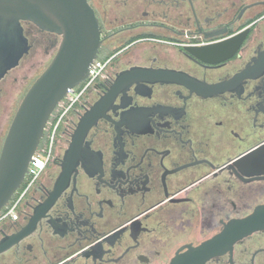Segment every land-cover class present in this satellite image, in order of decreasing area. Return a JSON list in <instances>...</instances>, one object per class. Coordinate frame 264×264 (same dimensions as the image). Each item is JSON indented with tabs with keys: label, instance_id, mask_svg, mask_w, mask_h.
<instances>
[{
	"label": "flooded vegetation",
	"instance_id": "obj_1",
	"mask_svg": "<svg viewBox=\"0 0 264 264\" xmlns=\"http://www.w3.org/2000/svg\"><path fill=\"white\" fill-rule=\"evenodd\" d=\"M86 1L105 69L47 124V168L0 212V264H264V226L243 234L264 225V0ZM21 27L29 51L0 78V156L46 70L27 90L37 62L22 63L33 50L51 63L61 41Z\"/></svg>",
	"mask_w": 264,
	"mask_h": 264
},
{
	"label": "water",
	"instance_id": "obj_2",
	"mask_svg": "<svg viewBox=\"0 0 264 264\" xmlns=\"http://www.w3.org/2000/svg\"><path fill=\"white\" fill-rule=\"evenodd\" d=\"M22 21L57 34L61 41L52 62L24 97L6 137L0 156V212L24 182L55 110L69 91L88 79L101 46L99 23L86 0H0V78L29 51ZM240 41L237 37L226 49L217 45L218 55H231ZM89 125L83 120L78 134ZM263 226L252 217L243 222V234Z\"/></svg>",
	"mask_w": 264,
	"mask_h": 264
},
{
	"label": "built area",
	"instance_id": "obj_3",
	"mask_svg": "<svg viewBox=\"0 0 264 264\" xmlns=\"http://www.w3.org/2000/svg\"><path fill=\"white\" fill-rule=\"evenodd\" d=\"M104 69H105V64L98 59L95 60L92 67L90 68V74H89L88 79L81 85L82 86L84 85L85 87H88L89 85H91L94 81H96L101 76ZM78 87L69 91L67 97L64 99V100H67L69 103L68 108L72 107L79 97V94L77 93ZM62 117L60 118V120L62 119ZM60 120L58 122H60ZM58 124L59 123H57V125L54 126L52 135L50 137L48 148L44 149L43 151L38 149L36 154L33 156V160L30 163V166L28 169V174L26 175V178L28 179L29 187L38 181V179L40 178V176L42 175V173L45 171V169L48 166ZM8 215H13V211H10Z\"/></svg>",
	"mask_w": 264,
	"mask_h": 264
},
{
	"label": "rangeland",
	"instance_id": "obj_4",
	"mask_svg": "<svg viewBox=\"0 0 264 264\" xmlns=\"http://www.w3.org/2000/svg\"><path fill=\"white\" fill-rule=\"evenodd\" d=\"M36 53H39V57H37L36 59L34 57V55ZM42 52L37 51V50H33L30 54V56L22 63L20 71L23 72V70L28 71L30 65L33 63L32 60L34 62H37V65L34 67L33 71L29 74V80L26 83L27 85V90L28 88H30V86L32 85V83L37 79L38 75H40L45 69L46 67L49 65L50 60L42 59ZM15 95V94H14Z\"/></svg>",
	"mask_w": 264,
	"mask_h": 264
},
{
	"label": "trees",
	"instance_id": "obj_5",
	"mask_svg": "<svg viewBox=\"0 0 264 264\" xmlns=\"http://www.w3.org/2000/svg\"><path fill=\"white\" fill-rule=\"evenodd\" d=\"M62 102H63V101H62ZM55 124H56V123H55ZM52 132H53V128L50 130V133H49V138H48V142H47V145H46L45 149H47V148H48V146H49L50 137H51V135H52Z\"/></svg>",
	"mask_w": 264,
	"mask_h": 264
}]
</instances>
